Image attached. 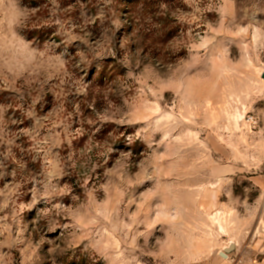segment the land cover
<instances>
[{"label": "rangeland", "instance_id": "rangeland-1", "mask_svg": "<svg viewBox=\"0 0 264 264\" xmlns=\"http://www.w3.org/2000/svg\"><path fill=\"white\" fill-rule=\"evenodd\" d=\"M35 1L0 0V264H256L264 0Z\"/></svg>", "mask_w": 264, "mask_h": 264}, {"label": "trees", "instance_id": "trees-1", "mask_svg": "<svg viewBox=\"0 0 264 264\" xmlns=\"http://www.w3.org/2000/svg\"><path fill=\"white\" fill-rule=\"evenodd\" d=\"M127 2L128 3L132 2V3H135V5H136L138 0H127ZM42 3L43 2L41 0L32 2V6L38 7V10L36 12V15H38V16L42 15L43 13H45V8H43ZM25 33L28 35V38L30 40L37 39V40H39L40 43L44 42L46 39H52V38L53 39H58V37L55 36V31L54 30L47 29L45 27H41V28L35 27V28H32V29H31V27H28ZM107 77H108V74L104 73V71L100 72L99 79H100L101 82L107 80ZM136 143H138V141ZM135 146H136V148H135L136 153H139V149L140 148H137L138 144H135Z\"/></svg>", "mask_w": 264, "mask_h": 264}, {"label": "crops", "instance_id": "crops-1", "mask_svg": "<svg viewBox=\"0 0 264 264\" xmlns=\"http://www.w3.org/2000/svg\"><path fill=\"white\" fill-rule=\"evenodd\" d=\"M263 188H264V182H263ZM264 190V189H263ZM256 264H264V254H256Z\"/></svg>", "mask_w": 264, "mask_h": 264}, {"label": "built area", "instance_id": "built-area-1", "mask_svg": "<svg viewBox=\"0 0 264 264\" xmlns=\"http://www.w3.org/2000/svg\"><path fill=\"white\" fill-rule=\"evenodd\" d=\"M247 121L252 124V123H255L256 120L254 116H250L248 117Z\"/></svg>", "mask_w": 264, "mask_h": 264}, {"label": "water", "instance_id": "water-1", "mask_svg": "<svg viewBox=\"0 0 264 264\" xmlns=\"http://www.w3.org/2000/svg\"><path fill=\"white\" fill-rule=\"evenodd\" d=\"M263 78H264V75H263ZM221 255H222L223 257H226V256H227L225 253H221Z\"/></svg>", "mask_w": 264, "mask_h": 264}]
</instances>
